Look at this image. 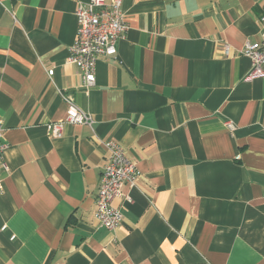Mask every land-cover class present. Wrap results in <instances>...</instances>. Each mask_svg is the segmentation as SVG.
<instances>
[{"label": "crops", "instance_id": "0c3cea01", "mask_svg": "<svg viewBox=\"0 0 264 264\" xmlns=\"http://www.w3.org/2000/svg\"><path fill=\"white\" fill-rule=\"evenodd\" d=\"M87 1L0 0V264H264V76L242 53L264 0H122L84 89L67 59ZM61 93L92 128L49 135ZM106 139L140 172L113 231L94 214Z\"/></svg>", "mask_w": 264, "mask_h": 264}, {"label": "built area", "instance_id": "2783aa9c", "mask_svg": "<svg viewBox=\"0 0 264 264\" xmlns=\"http://www.w3.org/2000/svg\"><path fill=\"white\" fill-rule=\"evenodd\" d=\"M77 22L76 37L69 48L68 63L80 70V86L87 89L95 83V66L100 56H115L116 44L126 30V22L122 11V0H88L77 4L75 10ZM264 23V17L261 19ZM223 52L229 55L230 46L224 45ZM242 53L250 61V70L246 79L251 80L264 76V26L260 30L259 39L255 42L247 41ZM53 69L47 71L49 77ZM66 103V116L58 121L46 124L49 135L58 138L63 133L64 124H81L92 128L94 120L90 114L79 108L70 95L61 93ZM229 132L234 125L226 122ZM3 125L0 122V192L2 191V170L7 169L2 153L4 144L1 142ZM106 152L102 167L100 182L95 198V217L99 224L109 231H113L121 224L122 210L113 204L116 196H123V185L133 186L139 175V170L125 156L124 148L113 139L101 140Z\"/></svg>", "mask_w": 264, "mask_h": 264}]
</instances>
